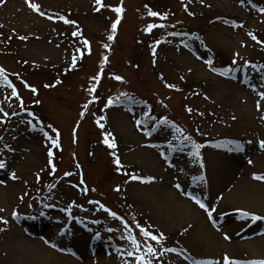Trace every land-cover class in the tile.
<instances>
[{"label": "rangeland", "instance_id": "374dc122", "mask_svg": "<svg viewBox=\"0 0 264 264\" xmlns=\"http://www.w3.org/2000/svg\"><path fill=\"white\" fill-rule=\"evenodd\" d=\"M31 3L44 15L26 0H0V29L11 39L9 53L0 54V67L19 80V99L0 82V160L6 163L0 169V187L12 190L10 199L0 196V264H135L127 256L132 246L123 237L130 229L144 250L136 210L165 237L159 252L165 264H189L190 259L224 264V256L257 260L245 246L257 240L264 259V199L248 189L250 182L264 192V181L254 179L264 176V100L259 96L264 91V43L248 35L264 38V11H257V6L264 9V0ZM116 7H123V13L114 12ZM149 10L160 16H150ZM224 16L236 22L224 21ZM152 24L157 27L147 31ZM182 53L192 57V63H182ZM209 67L223 69L227 77L209 73ZM117 75L122 81L114 78ZM146 101L155 110L154 119ZM202 111L213 113L215 121L194 120ZM41 119L53 133L38 125ZM150 119L167 123L157 127ZM45 132L53 138L59 133L57 148L48 147ZM106 136L114 148L104 143ZM205 140L214 142L202 145L198 159L192 155V142ZM235 144L243 150H234ZM53 149L55 173L48 165ZM225 166L232 167L227 177L222 176ZM45 179L50 189L44 188ZM244 188L253 194L248 204L228 199L231 191ZM190 194L205 200L213 222L190 201ZM101 205L124 221L113 219ZM186 205L198 214L184 211ZM71 207L77 212L74 223L66 220L72 218L67 211ZM236 210L261 219L253 222L233 214ZM227 211H233L227 216L230 226L222 227ZM25 234L36 239L31 250L22 251L15 244ZM39 240L64 247L66 254L57 262L44 254L32 256L34 250L48 249ZM169 247L174 251H166Z\"/></svg>", "mask_w": 264, "mask_h": 264}, {"label": "snow or ice", "instance_id": "6c2138e0", "mask_svg": "<svg viewBox=\"0 0 264 264\" xmlns=\"http://www.w3.org/2000/svg\"><path fill=\"white\" fill-rule=\"evenodd\" d=\"M96 2L99 4L101 2V0H96ZM26 3H28V6L30 8H32L34 11L38 12L40 15H44V13L40 11V6L38 4L31 3V0H26ZM113 11L116 12L117 14H122L124 9H123V7H116V8L113 9ZM261 11H264V9H261ZM148 14L150 16H152V17L160 16L159 13H157L155 11H151V10H149ZM160 18L161 19H166V17H163V16H161ZM49 19H51V17H49ZM61 19H64V18L61 17ZM64 22L65 23H72L69 20H64ZM119 22H120L119 19H117V21L112 25V31L113 32L116 31V26H117V24H119ZM164 26L165 25H159V27H164ZM154 27H157V25H155V24L148 25L147 31L151 32V30ZM241 27H243V26L241 25ZM73 34L75 35L76 33H73ZM248 35L251 36L252 40L257 41V43H260V41L257 40V37L254 34L248 33ZM20 39L23 40V39H25V37H20ZM109 39L111 40V39H113V37L109 36ZM83 43L85 45H87L88 41L85 40V41H83ZM153 55H155V51H153ZM107 59H108V57L105 56L104 60L107 61ZM73 60L75 61V57H73ZM233 63H235V61H233ZM209 64H211V61H209ZM114 78L116 80H118V81H122V77H120L118 75L115 76ZM0 79L4 80L5 83H6V86L9 89H11V94L13 96H16L19 99V95H18V93L16 91L15 86L8 79V76H7V73H6L5 69H3L2 67H0ZM46 87H48V85H46ZM31 91L35 93L37 90H36V88L32 87ZM89 91L90 92H94L95 88L89 89ZM122 95L125 96V97L127 96L126 93H124ZM259 96H260L261 100H264V91L259 92ZM112 103H113V101L110 99L108 101V104L112 105ZM21 106H23V101L22 100H21ZM84 108L85 109L87 108V104L84 105ZM257 108L258 109L260 108L259 101L257 102ZM2 111H3V109H0V112H2ZM3 114H4V117L8 116L7 112H4ZM0 122H4V121L0 120ZM163 123L166 124L167 120L165 119L163 121ZM101 127H103V125H101ZM176 131L181 133V135H183V131L180 128H176ZM44 135L46 137H48L49 140H51V143H52L53 146H58L59 145V133L58 132L56 133V137L55 138H53L52 136H48L47 132H45ZM0 139H2V138H0ZM184 139L185 140H190L191 138L185 136ZM104 143L107 144L109 147H112V148L115 147V142L114 141H113V143L109 144V140H108L107 136L104 139ZM249 143H251V141H249ZM260 147L264 148V140L260 141ZM192 148L194 149V151L192 152V155L199 159L200 158V149L202 148V145L193 141L192 142ZM234 150L242 151L243 149H242L241 145L235 144ZM52 155H53V153L49 152V156L51 157ZM115 162H116V164L118 166L120 165L119 159H117ZM250 163H251V161H250ZM201 166H203V165L201 164ZM5 167H6V163L4 161L0 160V169H3ZM12 177H13V179H15V173H12ZM132 179H136V177L133 176ZM203 179H204V177H200V180H203ZM254 179H256L258 181H264V176L257 175V176L254 177ZM176 187L179 188L180 185L177 184ZM115 190L119 191L120 189L116 188ZM196 203L199 205L200 208L204 209L207 212L209 217L212 216V212L206 207V205L204 203H202L200 200H196ZM101 208H104V206L101 205ZM104 210L106 212H110V215L112 216L113 219H119V217H117V214L114 211H111V210H109L107 208H104ZM241 215L243 217H250L253 222L261 219L260 216L254 215V214H250L248 212H241ZM3 222L7 223V221H3ZM124 227H125V229H128L127 223L124 224ZM137 227L139 228L140 234L145 238V243L143 245V249L144 250L142 251L141 242L136 238L135 235H133L131 230L128 229L126 236L123 237V238H125V239H127L129 241V243L132 246V250L131 251H127V256L132 257L134 259V261H135V264H152V259L151 258L157 256V249L155 247H153L152 244L147 243V241L151 240V241H155L157 244H162L164 239H165V237L163 236L162 233L159 234V235H153L149 230H147V229H145L143 227H140L139 225H137ZM108 231L111 232V231H113V229L109 228ZM225 239H229V237L225 236ZM166 251H174V249H166ZM223 261H224V264H264V259H257V260H250V261H247V262H242V261H239V260H232L228 256H224L223 257ZM194 264H214V262L211 261V260H201V261H195ZM216 264H218V262H216Z\"/></svg>", "mask_w": 264, "mask_h": 264}, {"label": "bare ground", "instance_id": "6f19581e", "mask_svg": "<svg viewBox=\"0 0 264 264\" xmlns=\"http://www.w3.org/2000/svg\"><path fill=\"white\" fill-rule=\"evenodd\" d=\"M182 59V63L184 64H189L192 63L193 58L190 57L189 55L182 53V57L180 58ZM231 171H232V167L231 166H225V168L222 171V176L223 177H227L229 175H231ZM248 189H251V191L254 194V197H257L258 200H263L264 199V192L261 190V186L257 185V184H253V183H248ZM12 194V190L7 193L6 191H4V189H2L0 187V196L5 197L6 199H10ZM252 193H250L249 190L247 189H235L233 191H231L227 197L230 201L236 203V204H248L249 203V199H251L250 197L253 196ZM186 204V203H184ZM187 207L184 208L183 210L188 212L189 214H192L193 216H196L198 214V211L193 208L191 205H186ZM205 225V223H204ZM203 230L207 229L205 227L202 228ZM33 241H35L34 239L30 238V237H24L22 239H20L19 241H16L15 246L22 251H25L27 249H30L31 244L33 243ZM246 248L252 253L254 254L257 259H261L263 257V250L261 248V244H260V240L257 241H251V242H247L246 243ZM34 253L32 256H41L43 257L44 255L50 259L51 261L57 262V260L62 259V256H59L55 253H53L52 251L45 249V250H35L32 252ZM44 254V255H42ZM49 256V257H48ZM64 260H67L66 258H63ZM69 261V259H68Z\"/></svg>", "mask_w": 264, "mask_h": 264}]
</instances>
